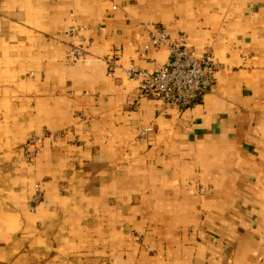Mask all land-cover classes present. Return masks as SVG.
Wrapping results in <instances>:
<instances>
[{"label": "crops", "instance_id": "crops-1", "mask_svg": "<svg viewBox=\"0 0 264 264\" xmlns=\"http://www.w3.org/2000/svg\"><path fill=\"white\" fill-rule=\"evenodd\" d=\"M156 27L217 65L181 111ZM0 264H264V0H0Z\"/></svg>", "mask_w": 264, "mask_h": 264}, {"label": "built area", "instance_id": "built-area-1", "mask_svg": "<svg viewBox=\"0 0 264 264\" xmlns=\"http://www.w3.org/2000/svg\"><path fill=\"white\" fill-rule=\"evenodd\" d=\"M84 30L83 27H70L64 31L66 36H77ZM148 47L158 49L166 47L168 52L164 64L157 65L152 71L140 70L134 66L126 69V76L139 83L138 94L150 96L159 100L166 107L184 110L195 105L201 96L209 91L214 73L217 68L210 54H196L193 48L181 43L180 40L170 39L162 28H155L149 35ZM86 56L81 46H72L66 55L68 63H76ZM116 55L105 58L108 72L114 68ZM149 129L140 133L144 137ZM53 138L62 137L63 133L51 135ZM46 136L30 135L22 145L26 161H32L42 146ZM31 204L36 206L42 200V191L35 187L31 197Z\"/></svg>", "mask_w": 264, "mask_h": 264}, {"label": "rangeland", "instance_id": "rangeland-1", "mask_svg": "<svg viewBox=\"0 0 264 264\" xmlns=\"http://www.w3.org/2000/svg\"><path fill=\"white\" fill-rule=\"evenodd\" d=\"M31 135H33V134H31ZM28 136H30V135H28ZM28 136H27V137H28ZM32 161H33V160H32ZM32 161H26V162H28V163H32Z\"/></svg>", "mask_w": 264, "mask_h": 264}]
</instances>
